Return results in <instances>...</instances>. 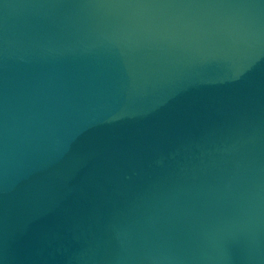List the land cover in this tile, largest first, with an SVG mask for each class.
I'll use <instances>...</instances> for the list:
<instances>
[{
	"label": "water",
	"instance_id": "1",
	"mask_svg": "<svg viewBox=\"0 0 264 264\" xmlns=\"http://www.w3.org/2000/svg\"><path fill=\"white\" fill-rule=\"evenodd\" d=\"M0 264H264V0H0Z\"/></svg>",
	"mask_w": 264,
	"mask_h": 264
}]
</instances>
